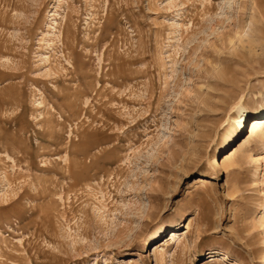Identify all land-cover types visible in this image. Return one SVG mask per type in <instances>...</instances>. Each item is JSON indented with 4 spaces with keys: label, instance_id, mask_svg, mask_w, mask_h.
Here are the masks:
<instances>
[{
    "label": "rangeland",
    "instance_id": "rangeland-1",
    "mask_svg": "<svg viewBox=\"0 0 264 264\" xmlns=\"http://www.w3.org/2000/svg\"><path fill=\"white\" fill-rule=\"evenodd\" d=\"M263 116L264 0H0V264H264Z\"/></svg>",
    "mask_w": 264,
    "mask_h": 264
},
{
    "label": "bare ground",
    "instance_id": "bare-ground-1",
    "mask_svg": "<svg viewBox=\"0 0 264 264\" xmlns=\"http://www.w3.org/2000/svg\"><path fill=\"white\" fill-rule=\"evenodd\" d=\"M262 126H264V116L259 118L254 124L250 125V134L257 133L258 130H260ZM262 128L264 129V127ZM221 158H222L221 162H220V158L213 159L214 171L212 172V174L216 173L217 170L220 168L225 169L228 167L229 160H230L229 156L224 154L223 156H221ZM197 183H201L200 184L201 187H207L210 182L207 177L201 176L197 179ZM155 253H156V250L154 249L152 254L155 255Z\"/></svg>",
    "mask_w": 264,
    "mask_h": 264
}]
</instances>
